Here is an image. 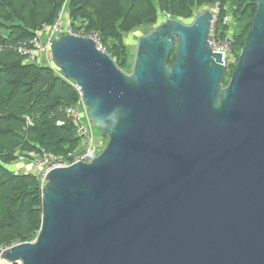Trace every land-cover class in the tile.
<instances>
[{"label": "water", "instance_id": "water-1", "mask_svg": "<svg viewBox=\"0 0 264 264\" xmlns=\"http://www.w3.org/2000/svg\"><path fill=\"white\" fill-rule=\"evenodd\" d=\"M247 1L257 12L227 85L210 8L141 36L131 72L91 39L51 42L107 144L46 174L40 231L4 261L264 264V0Z\"/></svg>", "mask_w": 264, "mask_h": 264}, {"label": "trees", "instance_id": "trees-1", "mask_svg": "<svg viewBox=\"0 0 264 264\" xmlns=\"http://www.w3.org/2000/svg\"><path fill=\"white\" fill-rule=\"evenodd\" d=\"M65 2L0 0V248L33 242L42 225L41 171L15 172L11 166L37 160L43 152L69 162L84 149L76 125L64 113L78 105L76 90L52 67L30 63L14 51L52 26ZM66 7L74 28L100 33L125 72L132 67L125 36L139 29L154 28L168 16L192 22L201 10L218 7L216 38H230L239 55L257 12L247 0H68ZM229 14L233 28L227 24ZM174 61L173 53L168 63Z\"/></svg>", "mask_w": 264, "mask_h": 264}, {"label": "built area", "instance_id": "built-area-1", "mask_svg": "<svg viewBox=\"0 0 264 264\" xmlns=\"http://www.w3.org/2000/svg\"><path fill=\"white\" fill-rule=\"evenodd\" d=\"M67 1L68 0H66L59 13L58 18L52 26L45 27L43 30L37 31L33 39H31L28 43L19 45L17 48H14V51H16L19 55L23 56L24 59L30 63H36L40 66L48 65L55 69L50 55L52 46L51 42L54 40H59L62 36L72 35L93 40L96 43L98 50L109 55L107 49L102 43L100 33L95 32L87 34L84 31L77 30L74 28L70 20L66 17ZM215 9L217 10L218 14L219 8L215 7ZM217 14L215 15V13H213L214 20L216 19ZM168 18L170 17L168 16ZM209 41L210 46L214 52H223V65L226 67V69L233 70L240 54H236L230 38H227L224 41H220L216 38L214 21ZM0 50H2L1 45ZM56 71L63 78L61 73L58 70ZM68 82H70V84L78 93L79 102L76 107H66L64 109V113L76 125L77 133L82 140L84 149L83 151H81V153L77 154L72 161L69 162L63 161L61 159H56L50 153L43 152L42 156L35 161L37 169L41 171L43 182L44 177L51 170L69 167L78 162H90L100 153V150L97 149V140L93 130L94 123L89 117L88 107L83 102V89L76 82ZM63 124L64 122L61 121L58 123V125L60 126H62ZM17 245L0 248V264L6 263L3 259L2 254L6 250L11 249Z\"/></svg>", "mask_w": 264, "mask_h": 264}, {"label": "rangeland", "instance_id": "rangeland-1", "mask_svg": "<svg viewBox=\"0 0 264 264\" xmlns=\"http://www.w3.org/2000/svg\"><path fill=\"white\" fill-rule=\"evenodd\" d=\"M210 9L212 10L213 13H215V15L217 14V10L215 9V7L214 8H210ZM202 11L203 10H201L200 13H202ZM227 24L230 27H232V28L235 25V23H234V21L232 19V16L230 14H229V17L227 19ZM216 25H217V18L214 20V29L215 30H216ZM153 29L154 28H152V27H150V28H142V29H139V30H137V31L125 36V43L128 46L129 55H130L129 62L132 65V67H133V63H134V59H135V55H136L137 43H138L139 38L141 36L149 34L151 31H153ZM132 67L130 68L129 72H131ZM93 130H94V134H95V137H96V140H97V149H99L100 152H101L104 149V147L106 146V144H107V139L103 138L102 131L96 125H94ZM35 161L36 160L21 159L16 164L11 166V169L13 171H15V172H24L25 169H26V170L34 171L32 173H37V172H35V171H37L36 170L37 167H36ZM33 167H35V168H33ZM5 264H8V263L6 262Z\"/></svg>", "mask_w": 264, "mask_h": 264}, {"label": "flooded vegetation", "instance_id": "flooded-vegetation-1", "mask_svg": "<svg viewBox=\"0 0 264 264\" xmlns=\"http://www.w3.org/2000/svg\"><path fill=\"white\" fill-rule=\"evenodd\" d=\"M233 70H234V69H233ZM233 70H228V71H227V75H228V78H227V79H228V81H229V76L231 75V73L233 72Z\"/></svg>", "mask_w": 264, "mask_h": 264}, {"label": "crops", "instance_id": "crops-1", "mask_svg": "<svg viewBox=\"0 0 264 264\" xmlns=\"http://www.w3.org/2000/svg\"><path fill=\"white\" fill-rule=\"evenodd\" d=\"M66 13H67V12H66ZM66 17H67V14H66ZM16 163H17V162H16ZM16 163H15V164H16ZM28 166H29V165H28ZM25 168H26V167H25ZM33 168H35V167H33ZM29 169H30V168H29ZM36 170H37V171H35V172H37V173H38V172H39V170H38V169H36ZM25 171H28V172H34V171L26 170V169H25Z\"/></svg>", "mask_w": 264, "mask_h": 264}]
</instances>
